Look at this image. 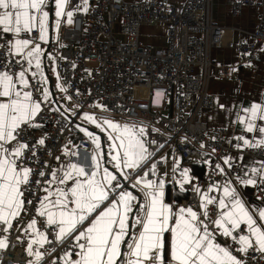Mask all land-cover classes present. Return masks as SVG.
I'll return each mask as SVG.
<instances>
[{
  "label": "snow or ice",
  "instance_id": "obj_1",
  "mask_svg": "<svg viewBox=\"0 0 264 264\" xmlns=\"http://www.w3.org/2000/svg\"><path fill=\"white\" fill-rule=\"evenodd\" d=\"M66 2L53 0L55 16L66 15L72 23ZM48 19L46 0H0V264H5L4 250L13 237L26 246L24 264H246L243 255L249 249L264 253V208L246 207L229 180L208 185L202 193L196 188L201 193L197 210H174L164 203V183L147 180L149 172L136 179L147 190L144 198L127 190L124 170H142L152 155L143 128L137 132L105 121L115 136L108 137L112 143L106 161L113 171L104 168L102 179L99 154L88 163L55 167L42 159L51 153L45 138L33 131L44 127L42 105L51 101L40 86L37 37L44 41ZM256 112L254 107L252 115ZM84 118L95 123L87 114ZM247 131H253L251 123ZM93 143L100 147L98 138ZM149 171L155 174V165ZM182 174L187 178L186 169ZM253 174L264 180V167ZM237 179L245 186L257 184L246 173ZM212 192H222L218 201ZM217 203L218 218L212 221L208 206Z\"/></svg>",
  "mask_w": 264,
  "mask_h": 264
},
{
  "label": "built area",
  "instance_id": "obj_2",
  "mask_svg": "<svg viewBox=\"0 0 264 264\" xmlns=\"http://www.w3.org/2000/svg\"><path fill=\"white\" fill-rule=\"evenodd\" d=\"M80 1L86 2V11L79 9ZM70 5L72 23L63 26L55 48L61 56L57 71L70 104L79 112L98 114L93 104L100 101L108 114L123 122H136L137 132L145 130L142 139L152 155L142 170H128L129 182H135L144 169H151L167 148H173L187 166L203 168L204 176L196 177L188 196L171 203L174 210L197 209L208 185H223L239 174L236 167L224 169L223 174L216 167L222 168L221 160L232 150L230 133L225 128H211L204 120L205 112L214 107L209 90L212 51L225 47L224 29L214 20V0H186L182 6L158 0H70ZM247 7L264 9V0H236L232 13L238 17ZM157 24L167 27V39L164 46L152 50L141 44L140 32L142 26ZM250 38V42L235 47L246 66L259 61L258 48L264 44L263 16ZM90 71L93 74L87 78ZM239 71V66H220L217 72L220 80L234 81ZM42 110L44 127L33 131V136L45 138V149L51 153L42 159L53 166L54 157L69 143L101 156L77 118L47 104ZM239 152L264 161V146L245 147ZM209 195L218 201V192ZM258 195L264 196V182ZM208 212L210 220L217 219L218 203L208 206ZM227 243L232 245V241ZM3 259L5 264H24L29 258L13 237ZM243 259L246 264H264V253L249 249Z\"/></svg>",
  "mask_w": 264,
  "mask_h": 264
},
{
  "label": "crops",
  "instance_id": "obj_3",
  "mask_svg": "<svg viewBox=\"0 0 264 264\" xmlns=\"http://www.w3.org/2000/svg\"><path fill=\"white\" fill-rule=\"evenodd\" d=\"M125 2H131L133 0H124ZM170 5L182 6L186 0H158ZM236 0H214V20L216 24L224 29V42L225 47L215 48L212 51L213 69L211 72L210 93L214 97V107L207 110L204 115V120L209 127L225 128L230 133V145L232 150L221 160V167L226 169L228 167H236L239 170L238 176H242L245 173L247 177H251L257 180V184L243 185L235 178H231L230 187L236 189L239 193L242 202L248 208H264V196L258 195V190L264 180H261L259 176L253 174V169H260L264 167V161L256 158L243 156L239 151L245 147L264 146V132L259 131L260 128H264V119H261V113L264 112V44L258 48L259 61L250 66H246L241 61L237 54L235 47L239 43L250 42V34L253 33L260 22V18L264 17V9L244 8L242 14L238 17L232 13V4ZM49 10V19L46 25L45 39L37 42L41 45V87L49 93L50 104L53 109L63 111L69 117L77 118L78 125L82 130H86V133H92L93 136L88 138L93 142V137L98 138L102 142L104 140L106 161H110L109 145L112 141L109 140V135L115 136V133L111 132V129L107 127L105 121H111L118 124L121 128L128 126L134 131H137L138 124L134 121H120L116 117L105 112L103 115L95 114V123L86 120L84 117L86 112H79L77 107L70 104L69 99L65 95V89L61 78L57 71V62L61 58L55 48L60 44V36L63 26L68 25L66 15L63 17L55 16V6L53 0H46ZM88 8L85 1H80L79 9L86 11ZM71 11L70 0L66 2L65 13ZM58 23V27H57ZM167 39V27L164 25L142 26L140 32V42L143 46L149 47L152 50L161 48L166 44ZM220 66H239L240 71L237 73L234 81L220 80L218 77V68ZM34 70V69H33ZM46 78V79H45ZM35 82V81H32ZM60 85V86H59ZM61 89H64L62 91ZM63 92V94H62ZM256 107V115H252V109ZM92 114V113H91ZM88 115V114H87ZM94 115V113H93ZM91 116V115H88ZM253 125V131H247L248 124ZM102 125L104 131H101L96 125ZM106 139V144H105ZM247 140L249 143L245 144ZM118 143V142H117ZM95 144V143H94ZM102 149V150H101ZM99 148L101 152L100 159V176L103 177V169L109 168L113 171L112 166L107 167L104 161L103 146ZM67 153V155H65ZM76 153L77 155H72ZM91 155L83 152L73 143H69L65 149H63L57 156H60V161L54 159L53 166H58L61 163H88ZM228 163H225V161ZM155 174H152L149 170L144 169L139 176H143L145 172H149L146 177L147 180L160 182L163 181V201L166 204L172 206V201L166 196L167 188L170 187L173 192H177L181 195H188L192 188L196 177L191 167L184 164L181 156L173 149L167 148L161 155L158 162L154 163ZM187 170V178L182 174L183 170ZM126 173L128 170H124ZM137 172L140 170H136ZM137 179V178H136ZM135 182H129L135 185V188L140 192L142 198H144V192L147 191L143 184H136ZM187 179L189 182H184ZM128 191L132 192L127 188ZM134 194V193H133ZM135 195V194H134ZM222 195V192H218V199ZM146 202V201H145ZM198 209V208H197ZM194 209V210H197ZM255 216L256 214L253 213ZM242 227H244L242 225ZM137 233L140 231V227L137 226L135 230ZM167 237L168 234L166 233ZM223 238V237H221ZM231 242V240H227ZM24 246V245H23ZM26 246H24L25 248Z\"/></svg>",
  "mask_w": 264,
  "mask_h": 264
},
{
  "label": "trees",
  "instance_id": "obj_4",
  "mask_svg": "<svg viewBox=\"0 0 264 264\" xmlns=\"http://www.w3.org/2000/svg\"><path fill=\"white\" fill-rule=\"evenodd\" d=\"M106 142H107V141H106V139H105V144H106ZM107 161H108V159H107ZM106 166L109 167V166H111V165L109 164V162H106ZM111 167H112V166H111ZM191 170H192L193 174H194L195 176H197V177H203L204 174H205V170H204L203 168L199 167L198 165H192V166H191ZM122 183H125V181L122 180ZM127 185H128V189H130L131 191H133V193H134L137 197L142 198V195L140 194V192H139L135 187H133L130 183H128ZM166 193H167V194H166L167 198H168L169 200L174 199L175 202H179V201H181L182 199H184V198H186V197L188 196V195H181V194H178L177 192H173V191L171 190L170 187L167 188ZM136 229H137V228H136ZM136 229H135V230H136Z\"/></svg>",
  "mask_w": 264,
  "mask_h": 264
},
{
  "label": "rangeland",
  "instance_id": "obj_5",
  "mask_svg": "<svg viewBox=\"0 0 264 264\" xmlns=\"http://www.w3.org/2000/svg\"><path fill=\"white\" fill-rule=\"evenodd\" d=\"M93 74V71H90V72H87L86 73V75H87V78L90 76V75H92ZM60 86V85H59ZM62 94H63V92H62ZM93 108L94 109H97V110H99L100 111V113L98 114V115H103L105 112H106V107L102 104V102H100V101H96L95 102V104H93ZM92 112H90V111H87L86 112V114H88V115H91V117H93V119L94 120H96L95 119V117H96V115H95V113H94V115H93V113L91 114ZM82 129V128H81ZM84 133H86V131L85 130H82ZM99 144H100V149L102 148V142H100V140H99ZM102 150V149H101ZM109 169V168H108ZM109 171H110V169H109Z\"/></svg>",
  "mask_w": 264,
  "mask_h": 264
},
{
  "label": "water",
  "instance_id": "obj_6",
  "mask_svg": "<svg viewBox=\"0 0 264 264\" xmlns=\"http://www.w3.org/2000/svg\"><path fill=\"white\" fill-rule=\"evenodd\" d=\"M102 146H103V152H104V161L106 162V151H105L106 149H105L103 138H102ZM122 250H123V248H122Z\"/></svg>",
  "mask_w": 264,
  "mask_h": 264
}]
</instances>
